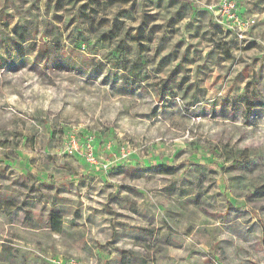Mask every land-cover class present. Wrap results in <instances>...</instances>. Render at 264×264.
I'll use <instances>...</instances> for the list:
<instances>
[{
  "label": "rangeland",
  "instance_id": "1",
  "mask_svg": "<svg viewBox=\"0 0 264 264\" xmlns=\"http://www.w3.org/2000/svg\"><path fill=\"white\" fill-rule=\"evenodd\" d=\"M218 1L0 0V264H264V0Z\"/></svg>",
  "mask_w": 264,
  "mask_h": 264
},
{
  "label": "built area",
  "instance_id": "2",
  "mask_svg": "<svg viewBox=\"0 0 264 264\" xmlns=\"http://www.w3.org/2000/svg\"><path fill=\"white\" fill-rule=\"evenodd\" d=\"M214 25L226 31H236L239 37H243L244 31L250 27L254 20L244 18L239 13L237 0H219L213 8ZM80 149V156L83 162L89 166L97 164V156L95 155L94 139L90 135H85L82 141H78L74 135L68 136V143L65 147V155L73 156ZM65 264H78L73 260Z\"/></svg>",
  "mask_w": 264,
  "mask_h": 264
},
{
  "label": "trees",
  "instance_id": "3",
  "mask_svg": "<svg viewBox=\"0 0 264 264\" xmlns=\"http://www.w3.org/2000/svg\"><path fill=\"white\" fill-rule=\"evenodd\" d=\"M217 26V25H216ZM218 27V26H217ZM220 28V27H219ZM173 169V167H167L166 169H164V172H170Z\"/></svg>",
  "mask_w": 264,
  "mask_h": 264
}]
</instances>
